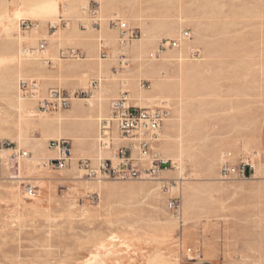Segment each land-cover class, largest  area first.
Returning <instances> with one entry per match:
<instances>
[{
  "label": "rangeland",
  "instance_id": "rangeland-1",
  "mask_svg": "<svg viewBox=\"0 0 264 264\" xmlns=\"http://www.w3.org/2000/svg\"><path fill=\"white\" fill-rule=\"evenodd\" d=\"M46 2L58 13L38 21L15 13ZM88 6L96 19L83 13ZM3 7L15 27L8 38L0 26V264H151L159 255L169 264H264V0H0ZM117 21L138 39L121 47ZM183 32L178 48H161ZM22 82H36V96ZM52 89L78 95L69 109L42 113L38 101ZM124 97L170 113L154 146L168 167L153 181L91 175L125 146L113 123L107 148L99 144L110 103ZM52 141L67 143L64 169L51 164ZM7 150L28 156L10 159ZM224 163L247 171L223 179ZM171 200L178 209H168ZM160 227L171 229L167 238ZM100 241L111 255L96 250Z\"/></svg>",
  "mask_w": 264,
  "mask_h": 264
},
{
  "label": "built area",
  "instance_id": "built-area-1",
  "mask_svg": "<svg viewBox=\"0 0 264 264\" xmlns=\"http://www.w3.org/2000/svg\"><path fill=\"white\" fill-rule=\"evenodd\" d=\"M83 13H87L92 20L96 19V10L88 7L83 8ZM64 25V24H63ZM97 27V23H93ZM113 28L119 32V45L124 47L130 42L138 39L139 33L135 30H131L126 23L112 22ZM34 28V25H32ZM55 29L56 26H51ZM189 38L188 32L180 34L179 38L166 42L161 46L162 49L170 47L172 49L178 48L179 44L183 40ZM45 43L41 42L39 50H44ZM64 55V54H63ZM70 57H74L73 51L68 53ZM107 55L102 54V58L105 59ZM124 64L128 62L123 60ZM45 64H50L49 60H45ZM96 82H91V87H96ZM21 88L26 91L31 97L36 96L38 93V86L36 82H22ZM141 88H149L147 84H141ZM86 94L85 92H80ZM77 92L72 94L63 92L61 90L52 89L48 92L46 98H42L38 101V109L42 113H53L59 110H67L71 106L72 100L77 98ZM111 118L108 121L102 123L104 131L101 132L99 144H102V148H107L106 142V128L113 123L119 134L120 144L125 146H119L112 155L111 160H104L96 170H91V175L97 180H114V181H136L146 180L153 181L157 178L158 173L167 165V161L161 160L154 152V146L159 140V132L169 117L170 113L166 108H136L129 105L126 98L113 100L110 103ZM55 149H58V158L51 160L52 166L57 169H64L70 158V150L60 144H67L65 141L61 143L52 141ZM28 156V153L13 151V155L9 156L10 159H24ZM247 171V166L241 167L229 166L227 163L222 164L220 167V176L223 179H227L230 176H244ZM30 194L33 196L34 190L30 188ZM168 209H178V203L175 200L168 202ZM188 255H192L191 250L186 251ZM186 256L187 261H193L195 258Z\"/></svg>",
  "mask_w": 264,
  "mask_h": 264
},
{
  "label": "bare ground",
  "instance_id": "bare-ground-1",
  "mask_svg": "<svg viewBox=\"0 0 264 264\" xmlns=\"http://www.w3.org/2000/svg\"><path fill=\"white\" fill-rule=\"evenodd\" d=\"M2 6V5H1ZM26 8V7H25ZM15 13L17 14V16H18V18L23 14V13H27V14H30V15H32L34 18H36L35 19V21H38L40 18V20H42V18H45V16H50V15H55V14H57L58 13V7H57V5L56 4H53V3H50V2H46V3H43L42 5H40V6H38V7H36V8H26L25 9V11L24 10H22V7L20 6H18L17 8H16V11H15ZM19 25V24H18ZM0 26H1V29H2V31L6 34V36L8 37V38H11L12 37V32H13V28L15 27V24H14V22H13V20L11 19V17H9V15H8V11H7V8L6 7H3V8H0ZM105 27V26H104ZM19 28V27H18ZM75 28V27H74ZM104 29H106V27L104 28ZM77 30V29H76ZM33 31L34 32H36L37 31V27H34L33 28ZM91 30H89V32H90ZM94 31V30H93ZM70 32V31H69ZM96 32V31H95ZM98 32H100L99 30H98ZM71 33V32H70ZM75 33H77L76 31H75ZM56 34V33H55ZM54 34V35H55ZM67 34H68V32H67ZM94 34V33H93ZM90 35H91V33H90ZM60 36V35H59ZM88 37H89V35H87ZM93 36V35H92ZM57 37V36H56ZM64 38H65V35H64ZM146 38V37H145ZM26 40H28V39H26ZM142 40V39H141ZM147 40V39H146ZM140 41V40H139ZM143 41V40H142ZM23 42V41H22ZM138 43V42H137ZM146 41H145V45H146ZM19 44V43H18ZM139 45V44H138ZM20 46V45H19ZM142 46V45H141ZM144 48H145V46H144ZM138 50V49H137ZM142 50V49H141ZM182 50V49H181ZM21 51V50H20ZM139 51V50H138ZM22 53H24L23 51H21ZM140 53H141V51H139ZM181 52V51H180ZM183 55V54H182ZM150 56V55H149ZM165 57V56H164ZM186 57V56H185ZM184 57V58H185ZM178 58V57H177ZM170 59V58H169ZM20 60V59H19ZM165 60V59H164ZM173 60H175V58L173 59ZM177 60V59H176ZM185 60H187V59H185ZM166 61H167V59H166ZM180 61V60H179ZM105 62V61H104ZM168 62V61H167ZM178 62V61H177ZM176 61L174 62V63H177ZM184 62V61H183ZM182 62V63H183ZM196 63V62H195ZM198 63V62H197ZM104 64V63H103ZM102 64V65H103ZM168 64V63H167ZM180 64H181V61H180ZM169 65V64H168ZM174 65V64H173ZM178 65H179V63H178ZM104 66V65H103ZM176 66H177V64H176ZM190 67H192V66H190ZM196 67V66H195ZM101 68V67H100ZM106 68V67H105ZM105 68H104V70H105ZM107 69V68H106ZM184 69V68H183ZM193 69H194V67H193ZM100 70H102V69H100ZM103 70V71H104ZM107 70H109V69H107ZM106 70V72L108 73V71ZM187 70H188V68H187ZM191 70H192V68H191ZM100 72V71H99ZM103 74V73H102ZM131 82V81H130ZM123 83V82H122ZM124 84H126V83H124ZM123 84V85H124ZM160 85V84H159ZM128 86V85H127ZM126 86V87H127ZM157 86V85H156ZM101 87V86H100ZM131 87V86H130ZM135 87H137L136 85H135ZM155 86H153V88H154ZM157 88V87H156ZM158 88H159V86H158ZM155 89V88H154ZM133 90V89H132ZM132 90H129V91H132ZM160 90V89H159ZM101 91V90H100ZM138 91V90H137ZM101 93V92H100ZM161 93V92H160ZM102 94V93H101ZM101 94H100V97H101ZM140 95H141V93H139ZM138 94V95H139ZM135 95V94H134ZM150 95V94H149ZM148 95V96H149ZM142 96H143V94H142ZM147 96V95H146ZM151 96V95H150ZM154 96V95H153ZM157 96V95H156ZM158 96H160V95H158ZM155 97V96H154ZM154 97H150V98H154ZM126 98H128V97H126ZM131 98H133V97H131ZM136 98H138V96L136 97ZM141 98V97H140ZM156 98V97H155ZM158 98V97H157ZM139 99V98H138ZM143 99V98H142ZM145 99V98H144ZM100 100H102V99H100ZM131 100V99H130ZM132 100H135L134 98L132 99ZM81 101V100H80ZM141 102L143 101V100H140ZM146 101H148V99L146 98ZM151 101H152V99H151ZM90 102V101H89ZM150 102V101H149ZM19 103V102H18ZM17 103V104H18ZM140 104H143V103H140ZM132 105V104H131ZM144 106V105H143ZM147 106V105H146ZM18 107V110H19V113L21 112H26V107L24 106V105H22L21 103H19V105L17 106ZM28 107V106H27ZM136 107H138V106H136ZM141 107V106H140ZM17 110V111H18ZM27 115V117L28 118H32V117H34L35 115H32L31 113L29 114V113H27L26 114ZM42 116V115H41ZM62 116V115H61ZM60 117V116H59ZM63 117V116H62ZM64 118V117H63ZM61 119L62 118H58L57 119V122L59 123V125H60V122H62L61 121ZM70 119H72V118H70ZM28 120V119H27ZM54 120V119H53ZM56 120V119H55ZM46 122V121H45ZM2 124H4V121H0V126L2 125ZM56 124V123H55ZM54 124V126L56 127V125ZM49 125V124H48ZM53 125V124H52ZM43 126V125H42ZM45 126V125H44ZM50 126V125H49ZM53 126V127H54ZM21 127H22V124H21ZM54 127V128H55ZM22 131V130H21ZM62 131V130H61ZM56 133V135H57V132H55ZM61 134V132L59 133V135ZM86 135H87V132H86ZM59 137H61V136H59ZM159 148H160V146H159ZM56 150H58V149H56ZM55 150V151H56ZM5 153V156H7V157H9V156H12L13 155V151L12 150H7L6 152H4ZM51 153H52V151H51ZM58 153V152H57ZM237 153V152H236ZM56 154V153H55ZM50 156V155H49ZM230 156V155H229ZM56 157H57V154H56ZM175 157H177V156H175ZM49 158V157H48ZM51 158V157H50ZM181 158V155H178V158H175V159H177L178 161H179V159ZM47 159V158H46ZM51 159H53V158H51ZM54 159H55V157H54ZM172 160H173V158H172ZM181 160V159H180ZM175 162V161H174ZM23 165V164H22ZM20 166V165H19ZM18 166V167H19ZM27 166V165H26ZM21 167H23V166H21ZM20 167V168H21ZM27 169H30V166H27L26 167ZM23 172V171H22ZM164 173V172H163ZM162 173V174H163ZM21 174V173H20ZM165 174V173H164ZM255 176V175H254ZM20 178V177H19ZM15 179V178H14ZM253 179H255V178H253ZM101 185H99V187H100ZM104 186V185H103ZM119 187H120V185H118ZM118 186H116V187H118ZM122 186V185H121ZM94 188H95V186H93ZM93 187H91L90 186V188L92 189ZM105 187V186H104ZM103 187V188H104ZM123 187V186H122ZM93 188V189H94ZM124 188V187H123ZM145 189V188H144ZM107 190V189H106ZM150 191V190H149ZM111 192V191H110ZM146 192V191H145ZM153 192V191H152ZM147 193V192H146ZM150 193V192H149ZM155 193V192H154ZM152 194V193H151ZM156 195V194H155ZM156 197V196H155ZM160 197V196H159ZM159 200V199H158ZM154 201H155V199H154ZM158 203V202H157ZM155 204V203H154ZM157 210H158V207H157ZM156 223V222H155ZM159 223H162V222H159ZM164 223V222H163ZM159 226V225H158ZM157 227V226H156ZM159 231H160V233L165 237V238H167L166 236H168L169 234H170V232H171V229L170 228H168V227H160L159 228ZM114 235V234H113ZM110 236V238L108 237V240L107 241H110V242H115L116 241V237L115 236ZM116 235V234H115ZM122 244H121V246H124L125 248H127V249H129L130 248V245L129 244H127L126 242H121ZM96 250L97 251H100V250H102V251H104V255L105 256H108V255H111L112 254V249H111V247H109L107 244H106V241H100L99 242V244L96 246ZM103 255V254H102ZM99 256V255H98ZM97 258V254L94 256V258ZM91 258V257H90ZM100 258V257H99ZM164 258H165V256H163V255H159L158 257H156V258H154V259H152V262H151V264H169V263H166L165 261H164ZM88 261H89V259H87ZM94 261V260H93ZM84 263V262H83ZM92 263V262H91ZM102 264H104L103 262H101ZM86 264V263H85Z\"/></svg>",
  "mask_w": 264,
  "mask_h": 264
},
{
  "label": "crops",
  "instance_id": "crops-1",
  "mask_svg": "<svg viewBox=\"0 0 264 264\" xmlns=\"http://www.w3.org/2000/svg\"><path fill=\"white\" fill-rule=\"evenodd\" d=\"M261 147H262V152L264 154V128L261 136ZM189 264H215L212 260L209 259H201L199 261H194Z\"/></svg>",
  "mask_w": 264,
  "mask_h": 264
},
{
  "label": "water",
  "instance_id": "water-1",
  "mask_svg": "<svg viewBox=\"0 0 264 264\" xmlns=\"http://www.w3.org/2000/svg\"><path fill=\"white\" fill-rule=\"evenodd\" d=\"M165 167H168V165H166ZM165 167H164V168H165Z\"/></svg>",
  "mask_w": 264,
  "mask_h": 264
}]
</instances>
